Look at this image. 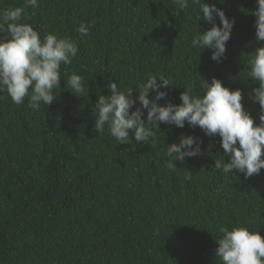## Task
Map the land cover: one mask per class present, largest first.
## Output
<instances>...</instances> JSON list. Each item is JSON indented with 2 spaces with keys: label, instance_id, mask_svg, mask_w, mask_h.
I'll list each match as a JSON object with an SVG mask.
<instances>
[{
  "label": "trees",
  "instance_id": "16d2710c",
  "mask_svg": "<svg viewBox=\"0 0 264 264\" xmlns=\"http://www.w3.org/2000/svg\"><path fill=\"white\" fill-rule=\"evenodd\" d=\"M205 2L235 21L219 63L210 49L191 45L210 27L192 0L183 10L172 0H38L24 10L21 22L41 38L71 37L79 51L61 64L52 104L33 110L28 97L17 105L0 92V264H220L221 226L264 238V169L250 178L217 169L215 161L224 160L218 136L162 123L149 141L119 144L107 125L93 131V105L110 95L111 82L135 99L149 75L169 79L161 90L174 104L216 77L242 89L244 108L258 118L248 96L256 85L246 76L259 46L256 2ZM23 6L0 0V10ZM93 21L87 36L77 31ZM72 73L83 77V94L71 92ZM181 135L198 137L202 154L174 162L173 171L167 144Z\"/></svg>",
  "mask_w": 264,
  "mask_h": 264
},
{
  "label": "clouds",
  "instance_id": "9594fccd",
  "mask_svg": "<svg viewBox=\"0 0 264 264\" xmlns=\"http://www.w3.org/2000/svg\"><path fill=\"white\" fill-rule=\"evenodd\" d=\"M180 9L188 7V0H172ZM255 41L259 46L247 61V78L256 85L248 93L259 105L258 118H253L244 108L242 89H229L216 77L209 81L201 79L200 94L189 91L180 93L179 104L167 100L162 88L172 85L169 79L149 75L146 82L138 85L135 99L133 90L120 91L115 82L107 88L110 95L100 94L95 102L93 131L102 134L107 125L109 135L119 144L143 143L154 138L160 124L183 128H199L205 136L219 137L224 160L215 161V167L224 173L233 170L245 178L259 175L264 169V0H255ZM199 8L200 19L210 25L193 37V48H208L210 59L219 63L226 52L234 26V18L226 16L223 9L205 0H192ZM38 7V0H24L23 7L0 10V92H6L14 104L29 98L33 110L41 103L48 106L57 98L53 90L60 86V66L70 64L78 55V44L71 37L46 34L43 38L28 23H22L26 8ZM217 18L219 24H217ZM199 19V20H200ZM94 21L83 22L77 31L87 36ZM159 78V79H158ZM71 92L83 94V77L72 73L68 78ZM150 92L154 96L150 99ZM164 103L160 104L159 101ZM138 102L139 107L134 105ZM146 110V117L144 112ZM198 137L181 135L178 142L167 144V167L173 171L174 162L202 154ZM227 158V159H226ZM215 255L220 264H264V238L255 230L235 227L231 230L221 226Z\"/></svg>",
  "mask_w": 264,
  "mask_h": 264
}]
</instances>
